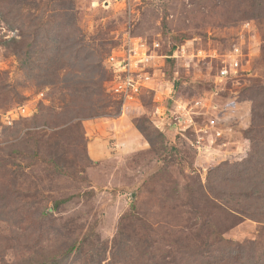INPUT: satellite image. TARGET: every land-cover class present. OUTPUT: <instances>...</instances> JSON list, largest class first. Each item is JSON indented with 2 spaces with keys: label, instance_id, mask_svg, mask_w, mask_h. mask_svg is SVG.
Here are the masks:
<instances>
[{
  "label": "rangeland",
  "instance_id": "374dc122",
  "mask_svg": "<svg viewBox=\"0 0 264 264\" xmlns=\"http://www.w3.org/2000/svg\"><path fill=\"white\" fill-rule=\"evenodd\" d=\"M252 2L0 0V264L46 263L84 237L102 245L74 252L63 264H175L184 240L191 246L185 264H196L195 255L205 250L186 228L189 196L176 187L205 184L209 165L248 154L242 129L250 126L251 102L240 96L264 82V17L249 18L257 10ZM47 31L50 39L64 31L72 43L83 39V55L93 53L96 64L104 63L126 31L158 44L160 56L176 57L154 59L164 64L159 78L123 108L106 84V97L61 90L72 75L84 79L85 74L72 66L55 72V63L54 68L45 63L55 49ZM18 51L28 54L29 68L22 70ZM235 63L239 68L232 72L238 74L222 77ZM47 74L57 77L44 78ZM177 102L191 109L193 124L173 122V114L186 116ZM23 105L35 108L34 115L6 126L4 114ZM140 125L150 129L155 148ZM40 132L46 143L38 152L31 145L33 133ZM159 133L163 139L157 142ZM48 163L65 174L51 172ZM64 199L67 204L56 215L61 232H33L32 210ZM35 202L42 204L34 207ZM132 213L126 233L131 257L138 260L114 261L111 247L119 223ZM262 228L246 220L225 237L257 241L264 251ZM149 245L155 260L143 256Z\"/></svg>",
  "mask_w": 264,
  "mask_h": 264
},
{
  "label": "trees",
  "instance_id": "16d2710c",
  "mask_svg": "<svg viewBox=\"0 0 264 264\" xmlns=\"http://www.w3.org/2000/svg\"><path fill=\"white\" fill-rule=\"evenodd\" d=\"M252 1L257 10L252 11L253 16L249 18L254 20L255 18L264 17V0ZM21 4H26V0H21ZM37 35L40 36V33H37ZM50 36V32L47 31L48 44L55 49L46 58L45 63L50 64L53 68L55 63L57 65L55 72L72 66L73 69L78 67L80 74L81 72L85 74L84 79L78 75H72L68 81L62 82L66 85L61 90L72 88V94L77 97L86 94L92 98L106 97L105 84L108 81L106 77L108 72L106 69L107 73L103 70L105 68L103 60L96 64L93 60V53L83 55L82 52L86 49L83 39L79 40L80 42L72 43L65 31L55 34L51 39ZM16 55L22 70L30 67L31 63L27 53L18 51ZM43 77L54 79L57 75L47 74ZM65 97L63 95V100ZM240 99L251 102V123L250 126L242 129L245 139L250 142L247 156L236 162L223 161L219 164L209 165L205 184L201 183L196 188L176 187L177 193H181L184 189L185 194L189 196L188 203L185 206L188 208L187 213L190 215V225L186 228L196 234L195 240L199 241V246H202L197 248L204 249L206 252L195 255L196 264H264V251L258 248L259 243L257 241L241 243L233 242L225 237L228 231L246 220L263 225L261 233L264 234V82L252 84L243 92ZM238 105V102L234 104L235 107ZM232 108L234 109V107ZM96 116L99 115L96 114ZM75 120L83 121V119L76 116ZM138 129L150 145L155 148V140L150 136V129L144 125H140ZM155 132L158 131L155 129ZM33 135L36 138L32 139L31 146L40 152L46 143V135L41 134V132L33 133ZM155 139L158 142L163 139V136L159 133V136ZM37 155L39 157V154ZM39 159L41 160V158ZM35 165L34 162L32 166ZM48 165L52 169L51 172H59L60 175L65 174L63 169L55 163H48ZM84 195L89 196L90 193L86 192ZM41 204L42 202H35L33 206L39 207ZM65 204H67V199L50 201L49 203H43L42 209L32 210V231L38 232L49 229L52 233L61 232L56 215L61 213V208ZM130 217H133V213L124 216L119 223L118 233L111 247L114 261L117 258L123 263L131 259L138 260V258L131 257L129 252L131 240L126 232ZM92 244L99 245V247L102 245L100 240L93 239L89 242L88 238L84 237L82 240L74 242L62 256L52 257L46 263L41 262L40 264H63L65 260L71 258L74 252H82ZM179 245L184 250L180 248L182 251H177L176 257L180 255L181 258L175 260V264H185L184 257L191 248L189 240L180 241ZM216 251H219L218 257L215 255ZM153 252V247L149 245L143 256L148 254L149 260H155ZM102 262L103 260L101 264Z\"/></svg>",
  "mask_w": 264,
  "mask_h": 264
},
{
  "label": "built area",
  "instance_id": "2783aa9c",
  "mask_svg": "<svg viewBox=\"0 0 264 264\" xmlns=\"http://www.w3.org/2000/svg\"><path fill=\"white\" fill-rule=\"evenodd\" d=\"M157 48H159L158 44L149 45L144 38L134 35L131 31H126L120 44L104 60L103 65L110 75V79L106 83V91L122 104L123 108L129 103L137 101L143 90L148 89L149 85L159 78V71L164 64L160 61H153L154 59L162 58L166 60L176 57V55L171 57L167 55L160 56L157 54ZM235 51H239L243 55V49L241 52V48L236 47ZM232 67L239 68V63H235L233 66L231 64L230 69L224 67L221 76L228 78L230 74L237 75L238 72L236 71L238 70L232 72ZM198 104H202V102ZM177 105L186 113V116L177 117L176 114H173V122H176L179 126L185 122L188 124L186 127L193 124L191 109H188L187 104L177 102ZM159 109H157V112H159ZM35 111V108L28 105L18 106L4 114L3 123L6 126H12L17 120L30 118Z\"/></svg>",
  "mask_w": 264,
  "mask_h": 264
}]
</instances>
